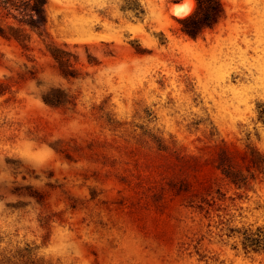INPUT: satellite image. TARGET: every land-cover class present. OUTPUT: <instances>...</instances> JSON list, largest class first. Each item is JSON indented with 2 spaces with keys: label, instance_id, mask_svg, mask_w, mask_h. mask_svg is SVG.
<instances>
[{
  "label": "rangeland",
  "instance_id": "1",
  "mask_svg": "<svg viewBox=\"0 0 264 264\" xmlns=\"http://www.w3.org/2000/svg\"><path fill=\"white\" fill-rule=\"evenodd\" d=\"M220 1L197 37V0L0 9V264H264V0Z\"/></svg>",
  "mask_w": 264,
  "mask_h": 264
},
{
  "label": "trees",
  "instance_id": "2",
  "mask_svg": "<svg viewBox=\"0 0 264 264\" xmlns=\"http://www.w3.org/2000/svg\"><path fill=\"white\" fill-rule=\"evenodd\" d=\"M28 2L32 4L30 12L22 13V6L26 5ZM46 3L47 0H0V9L5 11V16H10L14 11H19L20 14L22 13V17L19 18L21 23H27L31 27L38 29L39 20H44L45 17ZM197 3V8L193 13L180 19L182 31L192 37H197L205 28L212 27L216 18L223 12V4L220 0H197ZM15 17L18 18L17 15ZM9 29L10 33L4 28L0 16V34L8 38L15 37L18 41L25 44L28 39V34L24 28H14L9 25ZM52 54L62 66H65L68 62L66 58L68 52L65 50L55 46L52 49ZM254 163L257 166L260 165L256 159H254ZM218 167L223 175L237 186L242 187L249 185V176L245 174L243 170L236 168L228 153L223 152L220 155ZM243 245L246 250L264 251V228L259 227L255 231L251 228H245L243 231Z\"/></svg>",
  "mask_w": 264,
  "mask_h": 264
},
{
  "label": "clouds",
  "instance_id": "3",
  "mask_svg": "<svg viewBox=\"0 0 264 264\" xmlns=\"http://www.w3.org/2000/svg\"><path fill=\"white\" fill-rule=\"evenodd\" d=\"M189 11H190V5H184L182 7H177L176 14L178 16L183 17V16L187 15Z\"/></svg>",
  "mask_w": 264,
  "mask_h": 264
},
{
  "label": "bare ground",
  "instance_id": "4",
  "mask_svg": "<svg viewBox=\"0 0 264 264\" xmlns=\"http://www.w3.org/2000/svg\"><path fill=\"white\" fill-rule=\"evenodd\" d=\"M185 4H183V3H176V4H173L172 5V11L174 12V13H176V9H177V7H182V6H184ZM192 10V7L190 8V11ZM189 11V12H190ZM188 12V13H189Z\"/></svg>",
  "mask_w": 264,
  "mask_h": 264
}]
</instances>
